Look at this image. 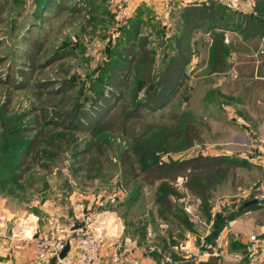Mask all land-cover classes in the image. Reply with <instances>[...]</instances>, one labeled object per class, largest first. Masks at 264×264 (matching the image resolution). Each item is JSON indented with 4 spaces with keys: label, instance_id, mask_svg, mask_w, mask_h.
<instances>
[{
    "label": "rangeland",
    "instance_id": "rangeland-1",
    "mask_svg": "<svg viewBox=\"0 0 264 264\" xmlns=\"http://www.w3.org/2000/svg\"><path fill=\"white\" fill-rule=\"evenodd\" d=\"M118 1L68 0V6L76 4V10L46 11L39 8L38 0H0V112L3 109L8 112L0 116V222L9 233L19 234L25 217L38 216L43 227L49 226L44 233L55 235L64 229L60 235L77 237L80 230L70 231L71 219H84L88 223L99 211L124 213L137 186L141 187L140 200L125 213L126 222L134 224L126 229L128 236L138 237L140 241L143 223L148 221L142 217L147 212L153 217L157 184L136 182L126 186L123 183L117 160L126 141L120 135L103 136L111 165L105 166L96 179L87 177V161L80 162L81 157L77 159L67 148L52 155L51 148L45 147L43 157L37 155L38 147L31 149L23 159L24 165L14 172L21 153L16 144L17 132L2 135L3 123L10 122L13 128L28 125L35 114L52 107L56 99L48 92L53 85L57 88L64 81L75 84L68 93L73 97L68 106L76 102L89 108L100 91L109 89L107 80L111 68L125 61L122 48L137 43L141 36H148L150 40L155 72L162 67L165 54L174 51L173 41L181 29V8L172 0H133L126 12L118 13ZM217 1L244 12L252 2ZM226 39L231 43L226 60L232 67L222 73L211 72L214 40L204 29L194 32L192 61L184 74V95L174 98L168 107L149 120L159 121L176 110L190 113L200 126L201 140L184 152L172 154L174 158L204 154L250 161L252 166L235 168L217 187L212 198V213L215 209L235 213L246 201L258 198L255 210H258V220L264 223V77L257 73L263 63L259 54L260 39L246 40L233 30L226 32ZM32 40H39L43 48L37 53V69L22 76L21 69L28 70L27 52L31 51L29 42ZM65 52L68 53L64 58L51 60ZM9 74L11 79L7 82ZM23 116L29 117L24 120ZM73 134L80 150L91 138L87 133ZM34 135L35 131L28 138ZM114 194L119 197L112 202L109 198ZM174 202V219L166 223L161 220L168 225L172 242L190 233L196 238L198 249L205 250V226L209 220L200 210L199 199L188 193ZM159 224L156 221L153 227L158 232ZM25 229L28 236L31 228ZM159 234L165 238L164 234ZM174 236L176 239L172 238ZM179 254L176 253L177 257L185 259L181 251Z\"/></svg>",
    "mask_w": 264,
    "mask_h": 264
},
{
    "label": "trees",
    "instance_id": "trees-1",
    "mask_svg": "<svg viewBox=\"0 0 264 264\" xmlns=\"http://www.w3.org/2000/svg\"><path fill=\"white\" fill-rule=\"evenodd\" d=\"M67 1L38 0V5L46 11L77 9L76 4L68 6ZM180 22V32L173 41L174 51L165 54L164 64L157 72L150 40L148 36H141L137 43L122 48L125 61L111 68L107 80L109 89L100 91L89 108L79 106L76 102L68 106V102L73 100L68 93L75 84L64 81L57 88L53 85L52 90H49L48 93L56 101L52 107L35 114L31 124L13 128L10 122L3 123L2 135L17 132L16 144L21 153L14 172L24 165L23 159L31 149L38 147L37 155L43 157L45 147L51 148L49 151L52 155H58L67 148L77 159L81 157L80 162L87 161L86 169L82 166L81 169H85L89 179H96L103 173L105 166L111 165L103 136L118 134L126 141V145L119 150L117 160L121 180L126 186L136 182L150 186L157 184L154 202L161 220L171 222L176 213L174 201L188 193L199 199L200 210L210 220L212 198L217 187L235 168L253 164L246 159L227 155L198 154L174 158L172 154L184 152L201 140L200 126L190 113L176 110L159 121H151L149 117L168 107L174 98L184 95V74L192 61V37L196 30H206L214 40L210 69L211 72L222 73L232 67L226 60L231 49V43L226 42V32L237 31L246 40L260 39L264 37V17L232 8L217 0H204L189 2L181 8ZM29 43L28 70L21 69L22 76L37 69V53L43 48L39 40ZM67 53L56 54L51 60H60ZM262 62L257 73L264 77V60ZM10 79L9 74L7 82ZM7 114L5 109L0 112L1 117ZM27 118L23 116L22 119ZM57 128L61 131H57ZM33 131V138H28ZM73 133H87L91 137L81 150ZM140 188L137 186L135 194L130 196L127 208L139 202ZM256 207L243 206L240 211L231 214L217 212L207 241L214 243L228 221ZM191 264H219V258L215 256L198 263L191 261Z\"/></svg>",
    "mask_w": 264,
    "mask_h": 264
},
{
    "label": "crops",
    "instance_id": "crops-1",
    "mask_svg": "<svg viewBox=\"0 0 264 264\" xmlns=\"http://www.w3.org/2000/svg\"><path fill=\"white\" fill-rule=\"evenodd\" d=\"M193 1L204 0H172L174 5L179 8H183L187 3ZM255 163L263 165L260 162ZM132 207L127 208L124 213L119 211H99L97 214L92 215L91 218L93 219L88 222L90 227L94 228L100 236L105 264L109 263L111 249L116 243H127L130 248V253L140 257L142 264H172L174 260L182 259L176 255V253L179 254V251L183 253L181 257H185L186 254L198 253L199 251L201 254L198 253L199 258L197 263L200 261H208L210 258L216 256L219 258V264H245L248 260L250 236L257 233L264 237V223L258 220L256 214L258 210H248L228 221L214 243L206 239L212 231L211 226L214 222V219L209 220V224L207 223L205 226V250L203 249L201 251L198 249L200 246L196 242V238L190 233H187L188 235L186 234V238L177 239L172 242L173 240H171L168 234V225L161 223L155 205L153 217L149 212L145 213L142 217L144 220L148 219V221L143 223L140 231L141 237L139 238L141 240L138 241V237H129L126 230L129 226L131 227L132 223L126 222L127 215L125 213L131 211ZM220 211V209H215L212 215L214 216ZM1 214L2 210H0V216ZM25 218V222L19 227L22 228L19 233L20 235L15 234V231L13 234L9 233L6 230L7 228H5V224L0 222V264H73L75 258L78 256L76 250L70 251L65 259H60L59 257L51 258L43 250L39 249L34 240L25 234V231H27L25 228L30 227L35 232L39 230L40 233H44L49 226L44 225L43 227L41 222L38 221V216L35 219L33 216ZM156 221L160 223L161 229L159 232L153 228L156 226ZM132 225L134 226V224ZM54 228L55 225L51 229L53 230ZM5 231H7L6 235L4 234ZM159 233L164 234L165 238H162ZM66 236L69 237L71 235L68 234ZM172 238L176 239L175 236ZM158 239L163 241V243L161 244L159 241L157 243ZM151 245L157 246L160 251H151ZM260 258L261 263L264 264V252L260 254Z\"/></svg>",
    "mask_w": 264,
    "mask_h": 264
},
{
    "label": "built area",
    "instance_id": "built-area-1",
    "mask_svg": "<svg viewBox=\"0 0 264 264\" xmlns=\"http://www.w3.org/2000/svg\"><path fill=\"white\" fill-rule=\"evenodd\" d=\"M132 1L133 0H119L116 5L118 13L126 12L131 6ZM260 45V59L264 60V37L260 38ZM118 197L119 195L114 194L109 199L112 202H115ZM80 231L81 232L77 237L60 235V233H64V229H61L55 235L53 233H40L37 239H33L35 231L31 229L28 237H32V240L36 242L38 248L43 250L45 254L51 258L59 257L60 252L64 249L67 240L70 238V251L76 250L78 252V256L75 258L73 264H105L102 255V242L95 229L90 227L89 223H87L86 227ZM150 250L160 251V249L154 245L150 246ZM262 252H264V237L260 234L254 233L250 236L247 256L248 260L245 264H262L260 258ZM198 258V253H192L188 256L186 255L185 259L174 260L172 264H191V261H196ZM108 264H142V260L140 257L130 253V248L127 243H116L111 249Z\"/></svg>",
    "mask_w": 264,
    "mask_h": 264
},
{
    "label": "water",
    "instance_id": "water-1",
    "mask_svg": "<svg viewBox=\"0 0 264 264\" xmlns=\"http://www.w3.org/2000/svg\"><path fill=\"white\" fill-rule=\"evenodd\" d=\"M247 12L256 14L258 16L264 17V0H252V3L250 4V8L247 10ZM259 203V199L258 198H253L250 199L248 201L245 202L244 206L248 207V206H252V205H257ZM71 227H70V231L71 232H75L78 230H81L83 228L86 227L87 222L86 220H82V221H78L76 219H71ZM40 235L39 230H37L35 232V234L33 235V239H37ZM71 250V242H70V238L67 240V243L64 247V249L60 252L59 254V258L60 259H65L68 256V253Z\"/></svg>",
    "mask_w": 264,
    "mask_h": 264
},
{
    "label": "bare ground",
    "instance_id": "bare-ground-1",
    "mask_svg": "<svg viewBox=\"0 0 264 264\" xmlns=\"http://www.w3.org/2000/svg\"><path fill=\"white\" fill-rule=\"evenodd\" d=\"M32 218V217H31Z\"/></svg>",
    "mask_w": 264,
    "mask_h": 264
}]
</instances>
